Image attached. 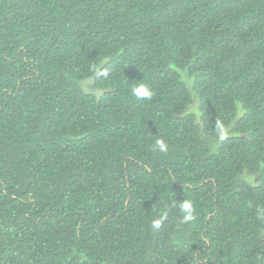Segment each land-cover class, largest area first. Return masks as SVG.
Instances as JSON below:
<instances>
[{
    "label": "trees",
    "instance_id": "trees-1",
    "mask_svg": "<svg viewBox=\"0 0 264 264\" xmlns=\"http://www.w3.org/2000/svg\"><path fill=\"white\" fill-rule=\"evenodd\" d=\"M0 264H264V0H0Z\"/></svg>",
    "mask_w": 264,
    "mask_h": 264
},
{
    "label": "clouds",
    "instance_id": "clouds-1",
    "mask_svg": "<svg viewBox=\"0 0 264 264\" xmlns=\"http://www.w3.org/2000/svg\"><path fill=\"white\" fill-rule=\"evenodd\" d=\"M133 93L138 97V98H151L152 96V91L146 84H139L138 86L134 87L132 89ZM156 146L161 152H167L169 145L163 140V139H158L156 141ZM180 208L182 212L185 214L184 215V220H192L195 215V209L193 202L190 200H185L180 204ZM161 226V220H155L152 224L153 228H159Z\"/></svg>",
    "mask_w": 264,
    "mask_h": 264
}]
</instances>
